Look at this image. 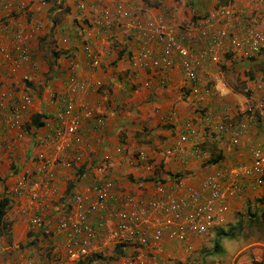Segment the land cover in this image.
<instances>
[{"label":"crops","instance_id":"0c3cea01","mask_svg":"<svg viewBox=\"0 0 264 264\" xmlns=\"http://www.w3.org/2000/svg\"><path fill=\"white\" fill-rule=\"evenodd\" d=\"M6 1L10 8L0 7V103L5 106L0 107V264H72L56 230L64 214L56 212L67 205L66 193L91 196V185L104 178L112 182L118 198L130 196L139 202L137 229L146 235L143 246L126 243L124 255L104 264H124L130 257L139 264H203L193 258L205 242L211 237L210 247L217 240L219 249L220 237H235L245 227L238 224L243 220L251 221L248 225L254 234L226 264L252 260L264 264V170L258 183L240 169L249 165L253 148L264 151L261 126L246 123L237 143L231 145L226 124L240 119L235 100L241 96L230 86L222 90L216 84L214 90L205 79L185 80L177 63L168 69L140 63L136 60L139 37L122 33L119 25L128 18L161 19L177 31L178 23L194 22L215 2L227 0ZM237 1L247 5L250 0ZM117 6L125 13L119 23L108 30L92 28L101 8ZM255 6L264 30V0H257ZM16 44L27 48L25 60L14 52ZM84 51L97 58L96 66L86 63ZM239 52L221 56L226 57L224 66L242 59ZM263 59L264 51L259 61ZM243 68L235 67L233 76L243 74ZM24 94L29 96L28 110L19 122H12L8 106ZM65 103L71 104V113L59 121L76 122L78 144L59 132L62 124L55 116ZM79 153L83 157L76 162ZM60 156L70 165L53 167L52 158ZM36 157L48 165L47 170ZM98 162L110 163L103 176L95 171ZM52 170L54 179L37 198L31 199L18 186L28 176L41 177L44 172L52 178ZM210 175L218 176L223 186L235 187V193H223L212 202V224L205 234L187 232L183 243L169 239L162 215L147 208V200L200 191L202 179ZM177 178L180 186L174 185ZM35 213L40 215L41 227L32 233L37 229L29 228L28 218ZM103 217L106 214L96 212L90 223L95 225ZM115 222L108 221L111 227ZM217 230L224 235H215ZM113 246L103 232L91 242L90 251ZM53 252L61 256L54 260Z\"/></svg>","mask_w":264,"mask_h":264},{"label":"built area","instance_id":"2783aa9c","mask_svg":"<svg viewBox=\"0 0 264 264\" xmlns=\"http://www.w3.org/2000/svg\"><path fill=\"white\" fill-rule=\"evenodd\" d=\"M44 1L48 0L40 2L44 3ZM256 2L257 0H250L249 4L240 7H237L235 0L215 2L209 10L198 15L194 22L178 23L177 31H174L161 19L128 18L119 25L122 33L133 32L139 37L140 50L136 60L140 63L148 62L155 68L163 69H168L172 64L177 63L185 80L196 83L200 79H205L212 83L214 90H217L216 84L225 90L219 70L223 61L221 56L230 52L235 53L233 47H240L237 50L240 51V56L249 60L256 55L259 56L264 48V33L259 23L260 14L255 6ZM8 5L6 0H0V7L10 8ZM98 14L99 16L92 22V28L96 30L111 29L119 23L120 16H125L120 6L113 9L103 7L98 11ZM233 23L236 24L233 26ZM212 25L216 32L210 29ZM238 38L242 42H238ZM14 52L17 53L19 60H25L29 55L27 48L19 44L14 46ZM155 53L157 55H154ZM84 57L90 67L97 65L98 60L91 52L84 51ZM146 58H149L148 61ZM143 86H148V82L145 81ZM17 102V105L12 107V122H19L21 114L28 109L29 96L24 94L19 97ZM71 109V104L65 103L56 113V120L60 122L61 116L70 115ZM235 110L240 114V119L226 124L229 131L228 142L231 145L237 143L238 136L245 130L248 121L253 124L260 123V132L264 134V83H256L253 89L249 90L247 96L239 98L236 101ZM60 123L62 128L59 129V132L69 137V141L78 144L79 135L76 122ZM199 153L204 154L203 151ZM137 154L140 159L144 158V154L141 152ZM82 157L83 154H76L75 160L81 161ZM58 159L61 161L56 160L55 164L65 167L70 165L69 161L62 157H58ZM108 166H110L109 162L97 163L95 171L98 175L103 176ZM240 169L243 174L251 175L256 178L258 183H262L264 151L260 148L252 149L249 165L242 166ZM180 184L179 179L174 183L175 186H180ZM28 185L29 195L32 199L36 198L39 193L37 180L24 179L23 182L18 183V186L24 187L25 191ZM200 186V191L185 190L178 196L158 197L146 202L147 208L162 215V227L169 239L183 243L188 240L187 232L197 235L204 234L212 224V202L220 199L223 193L230 196L235 193V187L223 186L216 175L203 178ZM112 187V182L104 178L102 182L92 184L89 188L93 195L76 192L69 198L71 215L62 218L56 225L57 232L64 237L65 257L69 262H76L86 256L90 252L91 242L97 238L99 233L103 232H106L107 238L111 236L109 240L114 245L120 243L123 246L126 243H132L143 246L146 243V235L137 229L139 202L130 196L118 198ZM96 212H102L107 217L93 225L90 221ZM111 219L116 221L113 227L108 223ZM28 221L29 228L40 226V218L31 217ZM172 222L173 226H171ZM157 238L158 234L154 236V239ZM155 242L153 240L151 245ZM58 258V254L53 252L52 259L57 260ZM124 264H139V262L130 257L124 260Z\"/></svg>","mask_w":264,"mask_h":264},{"label":"rangeland","instance_id":"374dc122","mask_svg":"<svg viewBox=\"0 0 264 264\" xmlns=\"http://www.w3.org/2000/svg\"><path fill=\"white\" fill-rule=\"evenodd\" d=\"M236 1V0H235ZM237 3V7H240V6H242L243 4H240L238 1L236 2ZM238 21H240V19H238ZM259 23H261V19H259ZM236 23H233L232 25L234 26ZM261 26V25H260ZM212 28H214V26L212 25V27H210V29H212ZM261 29H262V31H263V33H264V30H263V28H262V26H261ZM263 37H264V35H263ZM210 38V37H209ZM237 41L238 42H242V40L240 39V38H238L237 39ZM223 43V42H222ZM226 43V42H225ZM234 49H233V51L234 52H236L237 50H239L240 49V47H233ZM262 55V54H261ZM261 55H259V56H261ZM259 56H254V57H252L251 59H249V60H245L243 57H241L242 59H240V58H238L237 60H235V61H233V63L231 64V65H229V66H224V64H223V62H224V60L222 61V63H221V65H220V67H219V70L221 71V75H222V78H221V80H222V82H223V84L225 85V87H227L228 88V86H230L231 87V89L233 90V91H235L236 93H237V95H239V97L241 96V97H243V96H247L248 94H249V90H251L252 89V87L256 84V83H258V82H262V83H264V70H262L263 68L262 67H264V59L263 60H260L259 61ZM84 57V56H83ZM85 58V57H84ZM228 60H231V54L229 55V57L227 58ZM232 60H234V58L232 59ZM244 61V63H243V61ZM226 61V60H225ZM237 61H242V62H237ZM235 62H236V64H235ZM224 66V67H223ZM262 66V67H261ZM235 67H244L240 72H242L243 71V74L242 73H240V74H238V77H236V76H233V75H235ZM257 68H259L258 70H257ZM255 70V71H254ZM261 71V72H260ZM253 72V73H252ZM248 84H251V85H248ZM223 90V89H222ZM238 97V98H239ZM240 97V98H241ZM235 102H236V100H235ZM17 103L18 102H16V101H12V103L8 106V109H9V107L10 108H14V106L15 105H17ZM30 105V104H29ZM0 107H5V106H3V105H1V103H0ZM28 110V109H27ZM26 110V111H27ZM24 113H26V112H23L22 114H24ZM22 114H21V116H22ZM8 117V116H7ZM20 121V120H19ZM247 124H253L252 122H250V121H248L247 122ZM254 125H256V124H254ZM254 149V148H253ZM251 155V154H250ZM61 157V156H60ZM37 158V157H36ZM57 157H54V158H52V166L53 167H56V165H55V159H56ZM40 162H38V165L39 164H41V166L44 168V170H47V167H48V165L46 164V163H44L41 159H39V158H37ZM56 160H58V161H61V159H56ZM82 160V159H81ZM77 162V161H76ZM79 162V161H78ZM99 163V162H98ZM73 164H75V162L73 163ZM72 164V165H73ZM37 165V166H38ZM71 165V166H72ZM59 166L60 167H64V168H66L65 166H62V165H60L59 164ZM242 166H244V165H242ZM242 166H240V168L242 167ZM68 169H70V168H68ZM42 172V171H41ZM41 172H40V174H41ZM54 170H52V178H51V175H49L48 173H46V172H44L43 174L44 175H41V177L39 176V177H30V176H28L30 179H36L37 180V182H38V186H39V192L40 191H47V189H48V184H49V182H51L53 179H54ZM104 178V177H103ZM102 182V181H101ZM42 186H43V188H42ZM224 188V187H223ZM226 189V188H225ZM76 192H78V191H73V192H70V193H66L65 195H64V200H66L67 201V205L65 206V207H60L59 209H60V211L59 210H57V212L56 213H59V212H62L64 215L57 221V224H58V222L62 219V218H64V217H68V216H70L71 214V209H70V205L68 204V200H69V198L74 194V193H76ZM26 193H27V195L31 198V196L29 195V185L27 186V190H26ZM78 193H80V192H78ZM83 194V193H82ZM228 196H230V195H228ZM232 196V195H231ZM62 198H63V196H61ZM59 198V200L60 199H62V198ZM37 198V197H36ZM158 198V197H157ZM32 199V198H31ZM153 199H155V198H153ZM149 200H151V199H149ZM148 201V200H147ZM61 202V201H60ZM60 204H62V203H60ZM61 208H63V209H61ZM32 217H37V218H40V215L39 214H37V213H35ZM31 218V216L28 218V220ZM92 218H93V216H92ZM41 219V218H40ZM103 219H105L104 217L103 218H100V219H98V220H100V221H102ZM212 222V221H211ZM250 220H243V222H241V223H238V224H245V227L241 230V232L239 233V234H237L235 237H231V236H221L220 237V239H219V244H220V246H219V249H215L214 248V244H212V246L210 247V245H211V237L209 238V240L207 241V242H205V245L202 247V248H200V253H196L195 255H194V253H192V255H194V258H193V260H196V258H197V256H198V259L197 260H201V262L203 263V264H226V263H229V260H230V258H231V254H233L234 253V251L238 248V247H240V246H242V245H244V244H246V242L248 241V239H249V235L250 234H254V230L253 231H251V226L250 225H248V224H250ZM28 225H29V221H28ZM40 227L41 226H39L38 228L40 229ZM211 227V226H210ZM209 227V228H210ZM38 228H33V229H37V230H34V231H32V233H35V232H37V231H39V229ZM209 228L207 229V231L209 230ZM232 228V230H235L233 227H231ZM32 229V228H31ZM206 231V232H207ZM205 232V233H206ZM58 233V232H57ZM204 233V234H205ZM59 234V233H58ZM61 236H62V238H63V241H64V237H63V235L62 234H60ZM64 243H65V241H64ZM125 245V244H124ZM124 245L120 248L121 249V251H122V253H121V255H124L125 254V252H126V247L124 248ZM114 247V246H113ZM210 247V248H209ZM208 250L211 252V257H209L208 256V254H207V252H208ZM91 252V251H90ZM95 253L96 254H98L100 257H99V259L96 261V264H104L105 262H108L109 260H113V259H111V257H113V248H111V249H109V250H96L95 251ZM121 255H117V256H121ZM58 256L60 257L61 256V254L59 253L58 254ZM198 263V262H197ZM196 263V264H197Z\"/></svg>","mask_w":264,"mask_h":264},{"label":"trees","instance_id":"16d2710c","mask_svg":"<svg viewBox=\"0 0 264 264\" xmlns=\"http://www.w3.org/2000/svg\"><path fill=\"white\" fill-rule=\"evenodd\" d=\"M263 51H264V48H262V50H261V54L263 53ZM256 125H260V123L259 124H256ZM261 126V125H260ZM261 128V127H260ZM178 179V178H177ZM70 193V192H69ZM2 209L0 208V211H1ZM218 234H222V235H224V232L223 231H220V230H217V232L215 233V235H218ZM215 239V238H214ZM217 242V240H215V242H214V248L216 249V247H218V243H216ZM122 247V244H120V243H117V244H115L114 245V247H113V257H111V259H114V258H116L117 257V255H121V253H122V251H121V248ZM198 253H200V252H198ZM208 254H211V252H208ZM99 255L98 254H96L95 252H93V251H91V252H89L86 256H84V257H82V258H80L79 260H77L76 262H72V264H93V263H95L98 259H99ZM101 258V257H100ZM198 259V256H197V258H196V260ZM197 261H199V260H197ZM201 261V260H200ZM251 264H261L259 261H254V260H252V262H251Z\"/></svg>","mask_w":264,"mask_h":264},{"label":"bare ground","instance_id":"6f19581e","mask_svg":"<svg viewBox=\"0 0 264 264\" xmlns=\"http://www.w3.org/2000/svg\"><path fill=\"white\" fill-rule=\"evenodd\" d=\"M111 238V236H108V238L107 239H110Z\"/></svg>","mask_w":264,"mask_h":264}]
</instances>
